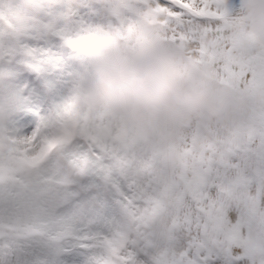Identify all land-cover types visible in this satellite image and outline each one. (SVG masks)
<instances>
[{"label": "snow or ice", "instance_id": "1", "mask_svg": "<svg viewBox=\"0 0 264 264\" xmlns=\"http://www.w3.org/2000/svg\"><path fill=\"white\" fill-rule=\"evenodd\" d=\"M264 0H0V264H264ZM189 50L234 127L179 140L81 111L112 44Z\"/></svg>", "mask_w": 264, "mask_h": 264}, {"label": "rangeland", "instance_id": "2", "mask_svg": "<svg viewBox=\"0 0 264 264\" xmlns=\"http://www.w3.org/2000/svg\"><path fill=\"white\" fill-rule=\"evenodd\" d=\"M189 56L188 49L170 46L160 40H153L134 51L112 44L95 53L88 65L76 74L72 102L83 112H108L122 119L129 127L145 131L147 127L170 141L179 140L199 127L201 141L206 142L211 128L216 126L229 128L236 125L237 116L233 109L226 111L224 120L221 117L216 119L207 107L196 106L194 103L185 104L169 100L152 105L127 95L100 94L95 87L100 75L112 69H138L156 64L159 74L169 82L175 94L198 101L210 92L205 93L200 90L203 76L200 71L193 69ZM210 88L211 97H221L220 99L224 97V93L215 86ZM128 107L133 108L134 111L126 120L122 111Z\"/></svg>", "mask_w": 264, "mask_h": 264}, {"label": "clouds", "instance_id": "3", "mask_svg": "<svg viewBox=\"0 0 264 264\" xmlns=\"http://www.w3.org/2000/svg\"><path fill=\"white\" fill-rule=\"evenodd\" d=\"M261 34L264 35V32ZM95 87L100 94L127 95L152 105L176 100L180 103H194L196 106L207 107V102L203 99L195 101L175 94L169 82L159 74L156 64L138 69H112L100 75ZM212 114L218 115L215 110H212Z\"/></svg>", "mask_w": 264, "mask_h": 264}, {"label": "trees", "instance_id": "4", "mask_svg": "<svg viewBox=\"0 0 264 264\" xmlns=\"http://www.w3.org/2000/svg\"><path fill=\"white\" fill-rule=\"evenodd\" d=\"M191 59V63H192V67L193 69H196L198 71H200V73L203 76V79L200 83V90L204 91L205 93L210 92L209 95H205L203 100L207 102V108L209 109V112H211V115L214 116L216 119H219L220 117L224 120V115H226V111H229L232 109L231 104L232 101L230 100V98L219 89L216 80L211 72V70L209 69L208 66L201 64L199 62H197L194 58H191V56L189 57ZM212 86H215L216 89L218 88L220 90L221 93H224V97L222 99L219 98H213L211 97V88ZM219 101V102H218ZM212 110H215L218 115H213L212 114ZM134 111L133 108H125L124 111H122V115L124 117V119L128 120V117L131 115V112ZM224 124V122L222 123ZM146 131L149 133H152L153 131H150L147 127H146ZM207 140V139H206ZM205 141V140H204Z\"/></svg>", "mask_w": 264, "mask_h": 264}]
</instances>
